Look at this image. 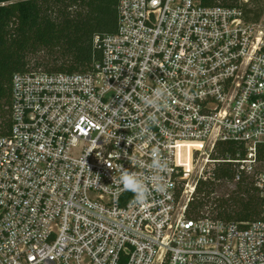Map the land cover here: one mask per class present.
Wrapping results in <instances>:
<instances>
[{
    "label": "built area",
    "instance_id": "obj_1",
    "mask_svg": "<svg viewBox=\"0 0 264 264\" xmlns=\"http://www.w3.org/2000/svg\"><path fill=\"white\" fill-rule=\"evenodd\" d=\"M229 142L236 152L218 157ZM181 143L200 145L190 171ZM219 167L252 181L259 218L186 217ZM124 170L146 201L120 184ZM0 264H264V0H118L87 68L13 73Z\"/></svg>",
    "mask_w": 264,
    "mask_h": 264
},
{
    "label": "trees",
    "instance_id": "obj_2",
    "mask_svg": "<svg viewBox=\"0 0 264 264\" xmlns=\"http://www.w3.org/2000/svg\"><path fill=\"white\" fill-rule=\"evenodd\" d=\"M208 4L234 5L238 0H206ZM118 0H0V133L9 126L10 83L15 72L29 69L30 59L43 52L49 61L37 62L47 71H81L93 58L95 36L117 28ZM260 9L261 0H250ZM237 145H218V157L234 154ZM230 171L219 167L216 180H230ZM197 182L186 209L187 218L210 216L228 221H250L262 213V200L252 181L236 183V191L210 200L220 184ZM211 208L209 210V208Z\"/></svg>",
    "mask_w": 264,
    "mask_h": 264
},
{
    "label": "clouds",
    "instance_id": "obj_3",
    "mask_svg": "<svg viewBox=\"0 0 264 264\" xmlns=\"http://www.w3.org/2000/svg\"><path fill=\"white\" fill-rule=\"evenodd\" d=\"M163 93L157 90V95L154 100L149 101L150 103H156V101L160 98ZM152 167L156 170H161L164 165L162 164L158 154L154 155L152 161ZM120 184H122L123 188L127 191H131L134 193V196L137 202H144L147 200L149 192L148 189L143 182V180L137 176L135 173L128 172L126 170L122 171L120 178ZM159 189H163V185L158 186Z\"/></svg>",
    "mask_w": 264,
    "mask_h": 264
},
{
    "label": "rangeland",
    "instance_id": "obj_4",
    "mask_svg": "<svg viewBox=\"0 0 264 264\" xmlns=\"http://www.w3.org/2000/svg\"><path fill=\"white\" fill-rule=\"evenodd\" d=\"M49 61V57H47L43 52L40 54L32 57L29 62V69H43L42 65L37 66V62H46ZM192 158V155H190ZM190 169H192V164L190 161ZM196 174H192L190 181L194 182ZM216 184H220L216 187V190L212 193L210 200L213 201L214 199L221 197V196H228L232 195L236 191V183L233 180H225L224 182H218ZM186 197H183L185 200ZM209 208V207H208ZM211 208H209L210 210ZM211 211V210H210Z\"/></svg>",
    "mask_w": 264,
    "mask_h": 264
},
{
    "label": "bare ground",
    "instance_id": "obj_5",
    "mask_svg": "<svg viewBox=\"0 0 264 264\" xmlns=\"http://www.w3.org/2000/svg\"><path fill=\"white\" fill-rule=\"evenodd\" d=\"M198 143H181L178 147V155L179 158H182V162L184 163V166L186 168V171H190V161H192V158L190 155H192V149H198L199 148Z\"/></svg>",
    "mask_w": 264,
    "mask_h": 264
}]
</instances>
